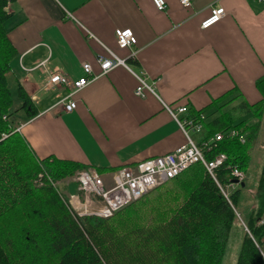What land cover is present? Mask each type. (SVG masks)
<instances>
[{
	"label": "crops",
	"instance_id": "obj_1",
	"mask_svg": "<svg viewBox=\"0 0 264 264\" xmlns=\"http://www.w3.org/2000/svg\"><path fill=\"white\" fill-rule=\"evenodd\" d=\"M165 2L164 10L153 0L8 2L5 24L18 53L14 77L37 111L28 121L18 114V132L36 157L75 161L111 182L118 169L170 153L188 136L197 143L204 135L203 127L184 131L166 105L200 111L212 104L201 116L208 123L263 100L264 83L258 81L264 78V2L193 0L189 8L180 0ZM214 7H223L226 15L201 28ZM117 29H131L137 43L120 47ZM113 55L129 68L103 73L99 59ZM86 62L92 79L73 96L76 108L66 112L61 100L69 90L45 84L57 71L72 79L85 76ZM134 73L153 84L154 92L137 95ZM188 111L180 117L190 119ZM263 121L264 114L253 151L263 146Z\"/></svg>",
	"mask_w": 264,
	"mask_h": 264
},
{
	"label": "trees",
	"instance_id": "obj_2",
	"mask_svg": "<svg viewBox=\"0 0 264 264\" xmlns=\"http://www.w3.org/2000/svg\"><path fill=\"white\" fill-rule=\"evenodd\" d=\"M9 1L0 0V264H222L233 231L242 233L236 264H264V157L256 205L246 215L239 207L246 178L229 198L219 186L233 181L234 168L246 177L264 98L224 111L208 123L201 116L212 104L188 111L190 119L203 125L199 146L219 132L239 130L240 136L226 134L210 150L204 147L208 160L226 155L215 170L217 180L202 163H196L111 217L78 216L50 179L66 181L87 166L51 157L39 159L16 131L19 113L28 121L37 111L14 77L18 53L5 24L10 17Z\"/></svg>",
	"mask_w": 264,
	"mask_h": 264
},
{
	"label": "built area",
	"instance_id": "obj_3",
	"mask_svg": "<svg viewBox=\"0 0 264 264\" xmlns=\"http://www.w3.org/2000/svg\"><path fill=\"white\" fill-rule=\"evenodd\" d=\"M264 2V0H260ZM155 6L159 10H164L166 7L165 0H153ZM181 4L189 8L193 4V0H180ZM226 11L223 7H214L210 15L201 23V28L207 29L212 25L218 23L224 16ZM116 40L120 47L126 48L137 43V39L131 29L116 30ZM133 53L132 56H134ZM103 73L110 69L124 65L129 68L125 60L113 55L111 59H99ZM85 76L79 79H72L62 72H54L49 76L46 82V87L66 88L69 92L62 98L61 102L66 112H72L77 104L73 96L92 79V67L90 63L82 64ZM139 80V85L136 89L137 95H144L146 90L154 92V85L147 82L143 75L134 73ZM166 108L172 113L174 119L179 125L186 130V128L202 129V124L196 123L192 119L181 118L182 114L188 111L186 105H179L177 107L167 106ZM21 126L16 128L20 131ZM229 137H237L239 130L231 128L226 133ZM225 133H217L213 138H209L201 146L194 142L189 136L187 143L179 146L174 151L144 161L139 162L136 166H126L118 169L113 174L111 182L104 179L96 168L86 167L76 172L73 179L66 180V182L73 181L77 184L76 192L69 195L67 198L58 187L57 181L50 179L53 187H55L61 194L68 207L78 216H97L100 218H108L113 216L120 209L129 204L141 199L145 195L157 187L167 183L169 180L179 176L190 166L196 163H202L211 176L216 179L215 170L223 164L226 160L225 154H219L214 159L208 160L205 156L204 147L211 149V144L215 141H221ZM6 136V135H4ZM241 142L245 139L240 137ZM216 146V143L214 144ZM264 149V144L262 146ZM234 176L233 181L225 186L219 184L223 195L229 198L232 190L241 184L245 178L244 173L238 168L232 170ZM39 183L42 184L43 175L40 174ZM217 180V179H216Z\"/></svg>",
	"mask_w": 264,
	"mask_h": 264
},
{
	"label": "rangeland",
	"instance_id": "obj_4",
	"mask_svg": "<svg viewBox=\"0 0 264 264\" xmlns=\"http://www.w3.org/2000/svg\"><path fill=\"white\" fill-rule=\"evenodd\" d=\"M263 129H264V121H263L262 130ZM190 134L193 137L195 136V133L193 130H190ZM262 140H263L262 144H264V138ZM254 147L251 149V152L253 151ZM253 152H254V160H253L254 163L252 162L250 167L247 170L246 189L243 190L242 197L240 199L239 207L241 208L240 212L243 215H246L247 213H249L252 207L256 205L255 192L259 184L262 165H263V155H262L263 148L261 146H258ZM57 183H58L59 189L61 190V192L64 193V195L67 198L69 197L70 194L76 192V183L74 182H71L70 184L66 185V181L59 180L57 181ZM241 244H242V233L240 231L239 232L233 231L228 240L227 249H226V253L223 258L222 264H236L237 263V258L241 250ZM263 250H264V244H263Z\"/></svg>",
	"mask_w": 264,
	"mask_h": 264
},
{
	"label": "water",
	"instance_id": "obj_5",
	"mask_svg": "<svg viewBox=\"0 0 264 264\" xmlns=\"http://www.w3.org/2000/svg\"><path fill=\"white\" fill-rule=\"evenodd\" d=\"M243 184V183H242ZM244 185V184H243Z\"/></svg>",
	"mask_w": 264,
	"mask_h": 264
}]
</instances>
